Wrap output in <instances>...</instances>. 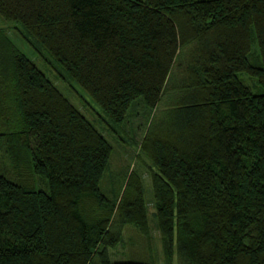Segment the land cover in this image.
I'll list each match as a JSON object with an SVG mask.
<instances>
[{"label": "trees", "instance_id": "trees-1", "mask_svg": "<svg viewBox=\"0 0 264 264\" xmlns=\"http://www.w3.org/2000/svg\"><path fill=\"white\" fill-rule=\"evenodd\" d=\"M0 19L111 131L150 114L149 183L131 169L110 199L112 144L0 27V264H155L108 255L126 224L148 234L145 186L165 264H264V0H0Z\"/></svg>", "mask_w": 264, "mask_h": 264}, {"label": "rangeland", "instance_id": "rangeland-1", "mask_svg": "<svg viewBox=\"0 0 264 264\" xmlns=\"http://www.w3.org/2000/svg\"><path fill=\"white\" fill-rule=\"evenodd\" d=\"M0 27L8 29L11 39L17 41L15 44L20 50L53 81L57 88L112 144L113 152L110 163L103 175L101 183L99 184L104 195L110 199H114L120 192V185L124 174L131 169H136L143 178V183L148 184L150 161L139 149L147 121L149 120L148 118L150 117V114L143 106V103L139 101V103H134L131 106V109L127 112V121L120 126L118 133L111 131L110 125H107L104 121L106 119L105 114L101 112L100 108L79 88L76 83L72 82L71 84H68L58 79L51 66L25 41H20V37L12 30L10 23L0 19ZM174 73H177V68H174ZM240 78L244 84L249 86L254 92H260L254 79L246 74L240 75ZM169 99L170 96L168 93L162 96L155 111L157 116L161 115L165 108L169 106ZM108 123L111 124V122ZM1 148L2 147H0V170L5 172L4 174L8 179L15 180L14 177L10 175L11 167L3 149ZM144 197L147 205L149 232L147 235L142 234L138 232L133 225L126 224L122 231L121 241L117 245L108 248V255L112 261H153L155 264H165L162 255L161 235L156 227L153 216L154 209L150 202L151 191L149 190V186H145ZM174 249L176 252L175 242ZM92 264H100V258L98 256L94 257ZM171 264H178L176 253Z\"/></svg>", "mask_w": 264, "mask_h": 264}]
</instances>
